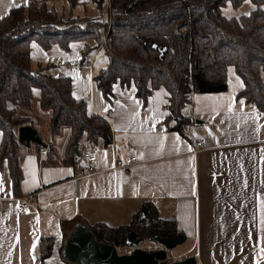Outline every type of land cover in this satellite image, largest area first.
<instances>
[{
  "label": "crops",
  "instance_id": "obj_1",
  "mask_svg": "<svg viewBox=\"0 0 264 264\" xmlns=\"http://www.w3.org/2000/svg\"><path fill=\"white\" fill-rule=\"evenodd\" d=\"M27 2L0 0V18L9 8ZM53 4L68 13L66 0H53ZM255 6L242 0L234 8L226 1L221 13L225 17L247 15ZM260 8L264 13V4ZM97 9L92 0H78L70 11L73 16L89 17ZM95 44L94 38L73 41L66 50L56 44L44 50L34 40L29 44L31 67L48 66L52 75L68 76L72 97L84 98L87 112L108 121L112 141L104 146L101 140L88 144L79 140L95 155L90 173L80 172L81 157L75 166L61 162L70 133L65 125L52 140L49 160L53 162L40 163L33 145L29 150L23 145L18 156L20 195L12 192L3 160L0 264H41L35 251L38 238L51 239L43 264H73L61 257V224L126 226L143 206H151L161 219H173L177 233L184 235L181 249L170 260L193 255L194 264H264V113L236 98L243 82L234 67H226L224 90L194 91L181 107L192 123L187 139L167 128L173 121L164 123L168 92L163 86L153 88L144 103L134 95L133 84L115 82L111 98L102 96L92 75L105 66L106 56L97 60L100 46L90 47ZM71 60L74 66L69 65ZM84 62L90 65L77 67ZM261 77L264 82V74ZM33 94L29 108L19 109L18 114L30 118L27 124L47 144L50 110L39 106L37 88ZM196 138L204 139V145L192 152ZM129 156L135 161L126 168L111 167L114 157L123 161ZM27 194L33 198L21 209L19 201Z\"/></svg>",
  "mask_w": 264,
  "mask_h": 264
},
{
  "label": "trees",
  "instance_id": "obj_2",
  "mask_svg": "<svg viewBox=\"0 0 264 264\" xmlns=\"http://www.w3.org/2000/svg\"><path fill=\"white\" fill-rule=\"evenodd\" d=\"M66 1V14L55 8L53 0H28L26 5L9 8L0 18V166L6 160L14 195L21 193L18 156L24 145L17 141L16 128L30 121L18 110L29 108L33 88L39 90V106L50 110L49 143H30L37 155L45 149L46 159L40 163L52 161V140L64 125L70 133L63 164L76 165L80 156L74 148L79 147L81 138L86 144L101 140L104 146L112 141L108 121L87 112L84 98L72 97L68 76H54L48 66L31 67L32 40L44 50L53 44L66 50L73 41L94 38L96 44L90 47L100 46L106 56L105 66L92 75L102 96L111 98L115 82L133 84L134 95L144 103L153 88L163 86L168 92L164 123L173 121L167 128L187 139L192 123L181 107L196 91L195 74L207 86L224 85L226 67L232 65L243 82L236 98L264 113V13L260 8L264 0H250L255 8L236 17H225L221 7L228 1L236 8L242 0H92L98 9L107 4L104 21L98 16H73L70 10L78 0ZM90 47L84 48L83 54ZM158 48L165 50L161 57ZM70 224H61L64 238ZM88 229L96 240L113 244L115 249L129 247L124 242L129 229L142 239L177 233L174 220L161 219L151 206L146 207L144 219L138 220L135 214L126 226L107 227L96 222ZM50 250L51 239L38 238L35 251L41 264Z\"/></svg>",
  "mask_w": 264,
  "mask_h": 264
},
{
  "label": "water",
  "instance_id": "obj_3",
  "mask_svg": "<svg viewBox=\"0 0 264 264\" xmlns=\"http://www.w3.org/2000/svg\"><path fill=\"white\" fill-rule=\"evenodd\" d=\"M152 47H155L152 44ZM159 57L164 53V48H158ZM195 89L198 92H215L224 90L225 84L207 86L198 74L194 75ZM17 129V141L24 143L26 147L30 143L43 145L35 128L28 124H22ZM74 153L78 155L77 148ZM138 220L146 217V207L139 210ZM142 237L134 229L126 232L124 242L130 247L126 254L117 253L113 244L96 240L93 233L83 222L72 224L70 231L63 240L61 257L67 262L73 264H194L196 259L193 255H187L182 259H171L167 256L170 249L183 243L184 235L176 233L170 237L155 234L149 238V241L156 242L158 247L153 250L140 248Z\"/></svg>",
  "mask_w": 264,
  "mask_h": 264
},
{
  "label": "built area",
  "instance_id": "obj_4",
  "mask_svg": "<svg viewBox=\"0 0 264 264\" xmlns=\"http://www.w3.org/2000/svg\"><path fill=\"white\" fill-rule=\"evenodd\" d=\"M69 65L70 66H74V61L71 60L69 62ZM89 65H90V63L84 62V63L78 64L77 67L81 68V67H87ZM203 145H204V139H202V138L194 139L192 141V152L196 151V149L198 147H201ZM78 155L84 161L82 167L80 168V172L81 173H90L91 171H93V163H94V160H95V155L93 154L91 149L86 144L79 145V147H78ZM38 157L40 158V160L46 159L45 149L41 148L39 150ZM134 161H135V157L134 156H129V157L125 158L123 161H121L118 158L114 157L113 160H112L111 167L112 168L124 169L127 166H129L130 164H132ZM32 198H33L32 194H27V195L23 196L22 199L19 201L18 207L21 208V209L26 207L27 203H28V200H30Z\"/></svg>",
  "mask_w": 264,
  "mask_h": 264
},
{
  "label": "rangeland",
  "instance_id": "obj_5",
  "mask_svg": "<svg viewBox=\"0 0 264 264\" xmlns=\"http://www.w3.org/2000/svg\"><path fill=\"white\" fill-rule=\"evenodd\" d=\"M91 1H89V3L87 4L86 8L89 10L88 13H90L91 11ZM81 7V6H80ZM79 6L77 8H80ZM229 7V6H228ZM228 9H226L227 11ZM225 11V9H224ZM106 12H107V8L105 7V4L103 3V6L100 8V9H97L96 11V14H94L95 16H98V17H102V19L104 20V18L106 17ZM66 13V12H65ZM79 24L82 25V22H79ZM100 35H102V32H100ZM97 60H103V56H104V52H102V49H98V52H97ZM36 88V87H35ZM34 97V94L32 95ZM183 243L182 244H179V245H176L174 248L170 249V251L167 253V256H169V258L171 257L170 255L171 254H175L177 251H179L182 247ZM140 248H144L146 250H153V249H156L158 247V244L156 242H151L149 241V239L147 238H144L141 240V243L138 245ZM117 253H120V254H126V252H129L130 251V247H118L117 249Z\"/></svg>",
  "mask_w": 264,
  "mask_h": 264
},
{
  "label": "snow or ice",
  "instance_id": "obj_6",
  "mask_svg": "<svg viewBox=\"0 0 264 264\" xmlns=\"http://www.w3.org/2000/svg\"><path fill=\"white\" fill-rule=\"evenodd\" d=\"M246 2H247V0H246Z\"/></svg>",
  "mask_w": 264,
  "mask_h": 264
}]
</instances>
